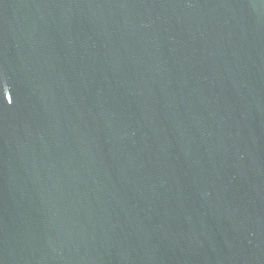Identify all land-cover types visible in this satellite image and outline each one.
Segmentation results:
<instances>
[{
    "label": "water",
    "instance_id": "95a60500",
    "mask_svg": "<svg viewBox=\"0 0 264 264\" xmlns=\"http://www.w3.org/2000/svg\"><path fill=\"white\" fill-rule=\"evenodd\" d=\"M0 264H264V0H0Z\"/></svg>",
    "mask_w": 264,
    "mask_h": 264
}]
</instances>
